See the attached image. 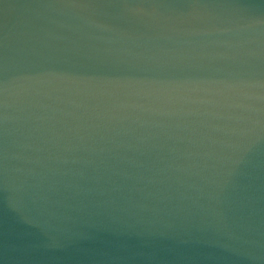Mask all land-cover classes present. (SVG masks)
I'll use <instances>...</instances> for the list:
<instances>
[{"label": "water", "instance_id": "1", "mask_svg": "<svg viewBox=\"0 0 264 264\" xmlns=\"http://www.w3.org/2000/svg\"><path fill=\"white\" fill-rule=\"evenodd\" d=\"M0 264H264V0H0Z\"/></svg>", "mask_w": 264, "mask_h": 264}]
</instances>
